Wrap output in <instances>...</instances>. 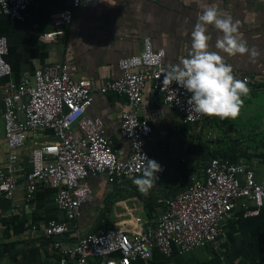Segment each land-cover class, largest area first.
<instances>
[{
    "label": "crops",
    "instance_id": "obj_1",
    "mask_svg": "<svg viewBox=\"0 0 264 264\" xmlns=\"http://www.w3.org/2000/svg\"><path fill=\"white\" fill-rule=\"evenodd\" d=\"M70 1L33 0L23 21L0 11V37L9 41L7 60L13 69L11 77L3 82L18 83L26 72L67 63L74 79H87L98 87L121 76L120 59L139 54L146 37L151 38L155 49L166 51V64L177 65L188 56L194 26L210 5L238 20L240 39L260 55L252 59L247 53L232 56L215 49V40L221 34L208 26L211 49L220 51L233 71L253 80L247 96H242L240 114L235 119L207 116L202 124L191 126L183 123L178 112L146 93L139 116L152 119L154 131L147 140V150L159 160L163 179L145 194L133 183L139 177L114 183H109L106 175L90 177L88 184L94 198L70 223L65 236L69 244L88 233L107 229L156 226L165 210L164 200L183 188L189 176L187 169L199 161L200 140L224 149L234 148L238 151L237 162L252 169L256 180H264V0H105L99 11H75L62 41L41 43L40 35L52 31V16L68 7ZM126 105L124 97L96 95L88 110L89 117L104 122L121 160L131 153L130 143L119 135ZM209 132L217 137L216 141L207 139ZM50 135L49 131L28 135L21 152L23 174L31 169L32 149L48 141ZM9 152L4 140L0 165L6 162ZM24 182L20 177L12 199L0 195V264H58L52 241L45 235L51 220L64 219L55 201L56 191L41 184L32 200H27ZM143 195L153 201L146 205ZM242 214V206L237 207L224 224L217 250L206 247L180 253L174 247L170 257L155 251L149 261L133 264H264V207L257 217L244 218Z\"/></svg>",
    "mask_w": 264,
    "mask_h": 264
},
{
    "label": "built area",
    "instance_id": "obj_2",
    "mask_svg": "<svg viewBox=\"0 0 264 264\" xmlns=\"http://www.w3.org/2000/svg\"><path fill=\"white\" fill-rule=\"evenodd\" d=\"M105 0H71L68 7L52 16V31L39 40L44 44L62 41L72 24L75 11H99ZM33 0H0V11L23 21ZM9 41L0 37V147L3 140L10 150L0 165V195L12 199L24 177L27 200H32L39 185L56 191V204L63 220H51L45 235L52 241L58 264H133L149 261L155 251L166 257L176 247L180 253L198 248H219L224 224L242 206L244 218L257 217L264 207V180H256L254 171L242 161L232 163L218 156L199 172H191L184 191L167 198L165 210L153 228L128 230L117 227L100 233H88L73 244L65 240L70 223L81 215L82 207L94 198L88 179L106 175L109 183L123 178L141 177L148 159L159 160L147 150L153 134L152 119L141 118L146 93L160 99L165 107L180 114L184 124L198 126L207 116L198 114L187 103L190 93L179 84H163L161 68L167 69L166 51L155 49L150 37L142 41V51L119 61L121 76L94 87L87 79L72 77L67 63H54L24 73L18 83L3 82L13 72L7 60ZM139 57L138 64L122 65ZM175 65V64H174ZM234 76L253 80L237 70ZM114 94L126 99L119 135L131 146L121 160L114 140L100 118L88 116L96 95ZM49 131L50 139L30 153L29 172L23 174L21 152L29 134ZM207 139L216 141L209 132ZM163 179L164 172L157 173Z\"/></svg>",
    "mask_w": 264,
    "mask_h": 264
},
{
    "label": "clouds",
    "instance_id": "obj_3",
    "mask_svg": "<svg viewBox=\"0 0 264 264\" xmlns=\"http://www.w3.org/2000/svg\"><path fill=\"white\" fill-rule=\"evenodd\" d=\"M208 26H214L221 34L215 40V49L232 56L247 53L252 59L260 55L257 49H249L247 42L240 39L238 20L230 15H222L215 5H210L203 10L194 26L188 56L177 65L160 69L164 77L163 84L175 82L186 89L191 94L187 101L190 110L198 114L235 119L243 106L242 96H247L250 90L246 80L234 76L232 66L224 62L220 51L211 49ZM139 62V57H136L121 63L126 66ZM143 158L146 159V165L142 176L134 178L133 183L140 192L147 194L159 179L157 173L163 169L157 161L145 155Z\"/></svg>",
    "mask_w": 264,
    "mask_h": 264
},
{
    "label": "trees",
    "instance_id": "obj_4",
    "mask_svg": "<svg viewBox=\"0 0 264 264\" xmlns=\"http://www.w3.org/2000/svg\"><path fill=\"white\" fill-rule=\"evenodd\" d=\"M199 145H200L199 150H198V152H200L199 161L191 164L189 169H187V171H186V176H188L187 174H190L191 172H193L195 170L196 171L199 170V172L202 171L212 158H215L218 156L225 157V158L229 159L232 163H237V161H238V151L232 147H228V148L224 149L222 147L210 145V143L208 144V142L202 143V140H200ZM186 185H187V180H186V183L183 186V188L177 190L174 193V195L176 196L177 194L184 191V189L186 188ZM142 198H143V201L146 205H148V203L150 204L153 201L152 197L150 198V196L148 197V195L147 196L143 195ZM151 210H152V208H151Z\"/></svg>",
    "mask_w": 264,
    "mask_h": 264
}]
</instances>
